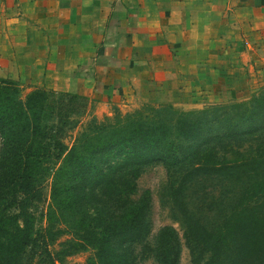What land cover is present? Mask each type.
Returning <instances> with one entry per match:
<instances>
[{
    "label": "rangeland",
    "instance_id": "obj_1",
    "mask_svg": "<svg viewBox=\"0 0 264 264\" xmlns=\"http://www.w3.org/2000/svg\"><path fill=\"white\" fill-rule=\"evenodd\" d=\"M257 26L253 35L242 36L238 50L219 67L223 84L204 79L193 90L184 91L182 85L171 84L141 98L99 101L58 90H32L5 75H0V80L12 83L19 91L14 101L18 99L27 106L33 92H46V106L39 115V126L46 136L39 139L40 145L62 143L71 149L83 131H93L90 128L93 119L115 123L127 117L133 121L135 112L140 111L148 120L155 117L170 129L177 120L196 122L202 130L198 143L201 139L213 143L219 137L223 143H243L246 150L264 151V19ZM3 110L0 107V113ZM27 117L18 121L25 128L27 121L31 124L22 141L14 139L8 121L0 119V182L22 175L18 162L23 158L19 154L24 155L32 146L34 124V116L29 113ZM42 149H30L32 161L56 166L50 165L49 171L43 168L41 174L33 172L34 177L42 179L38 183L42 185L40 193L31 189V195H20L13 206L0 205V227L4 229L0 235V264H164L171 260H176V264H259L252 255L251 259L246 258L247 252L240 248L245 242L237 241L238 252L233 250L231 254L219 239L225 213L237 192L212 191L215 185L208 181L177 193L172 189L176 176L166 167L154 164L143 168L137 191L128 202L144 207L143 232L130 236L125 234L124 225L128 210L134 206L127 204L120 209L106 204L90 183L82 191L61 187L53 195L55 176L65 184L79 175L91 178L94 171L79 172L69 165L63 167V160ZM47 178L49 182L43 185ZM21 211L28 213L27 218L16 216ZM17 226L24 229L18 236ZM120 227V232L115 233V228ZM215 239H219L214 247L217 250L208 244Z\"/></svg>",
    "mask_w": 264,
    "mask_h": 264
},
{
    "label": "crops",
    "instance_id": "obj_2",
    "mask_svg": "<svg viewBox=\"0 0 264 264\" xmlns=\"http://www.w3.org/2000/svg\"><path fill=\"white\" fill-rule=\"evenodd\" d=\"M263 19L264 0H0V75L99 101L223 84Z\"/></svg>",
    "mask_w": 264,
    "mask_h": 264
},
{
    "label": "trees",
    "instance_id": "obj_3",
    "mask_svg": "<svg viewBox=\"0 0 264 264\" xmlns=\"http://www.w3.org/2000/svg\"><path fill=\"white\" fill-rule=\"evenodd\" d=\"M18 96L19 91L12 83L0 80V107L4 109L0 113V119L8 121L7 126L12 135H15L14 139L22 141V136L28 128L31 130L28 121L25 124L28 128L18 122L21 118L28 119L27 116L31 113L34 116V124L30 149L45 148L47 154L52 151L56 159L63 160V167L69 165L79 172L94 171L91 178L79 175L75 180H66L65 184L55 176L52 180L53 195H56L61 187L82 191L83 187L90 183L91 189H94L106 204L116 205L120 209H124L127 204L134 206L128 210L124 232L130 236L140 235L143 232L141 221L144 207H135V204L128 203L129 198L137 191L143 168L161 164L176 176L172 189L177 193L192 190L198 184L202 185L208 181L215 185L211 187L212 191L227 194L237 192V195H233L237 196L235 201L229 204L225 213L223 232L219 239L225 250H231V254L233 250L238 252L237 241H243L245 243H241L240 248L247 252L246 258L251 259L252 255L259 264L264 259V151H252L251 148L246 150L243 143H223L219 137H216L213 143H204L202 139L198 143L197 138L202 130L196 122L177 120L176 126L170 129L155 117L148 120L140 111L135 112L133 121L127 117L115 123L108 119L105 122L93 119L90 124L93 131H83L81 138L71 149L62 143L53 146L48 143L40 145L39 139H43L46 134L39 126V115L44 112L47 94L40 90L33 92L28 98V106L18 99L14 101ZM185 131L187 133L184 135ZM180 137L184 142L180 141ZM30 149H26L24 155L23 152L19 154V158H23L18 162L21 165V177L0 182L1 206L3 203L13 206L20 199V195H31V189L40 193L42 185L38 183L42 179H39L40 176L34 177L33 172L41 174L43 168L49 171L50 165L56 166L49 162L32 161L33 158L29 156ZM49 180L50 178H47L42 181L43 185ZM16 216L27 218L28 213L21 211ZM1 223L0 219V225ZM120 229L121 227L115 228V233L118 234ZM3 230V227H0V235ZM23 231L20 226L16 227L17 236ZM209 238L212 236L209 235ZM219 239L213 242L210 240L209 248L217 250L214 247ZM164 264H176V260L164 261Z\"/></svg>",
    "mask_w": 264,
    "mask_h": 264
}]
</instances>
